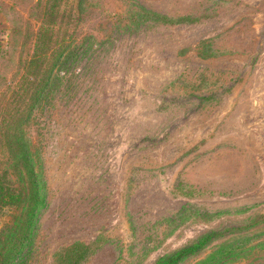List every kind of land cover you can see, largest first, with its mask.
I'll return each instance as SVG.
<instances>
[{
    "label": "rangeland",
    "instance_id": "rangeland-1",
    "mask_svg": "<svg viewBox=\"0 0 264 264\" xmlns=\"http://www.w3.org/2000/svg\"><path fill=\"white\" fill-rule=\"evenodd\" d=\"M34 174L19 264H264V0H0V251Z\"/></svg>",
    "mask_w": 264,
    "mask_h": 264
},
{
    "label": "trees",
    "instance_id": "trees-1",
    "mask_svg": "<svg viewBox=\"0 0 264 264\" xmlns=\"http://www.w3.org/2000/svg\"><path fill=\"white\" fill-rule=\"evenodd\" d=\"M60 58V55H57L56 63L58 59ZM51 71V68L48 70V72ZM49 79V77H48ZM46 79L44 80H47ZM42 90V89H41ZM40 90V92H41ZM33 178L35 181L33 182V190H32V195H30V202L28 204L29 209L27 212V221H26V226L25 230L23 232V229L21 231V234L15 239V241L12 242V244L8 247L7 251H0V264H19L18 260H20L23 255H24V249L27 246L28 242L32 239V231H33V224L35 222V216L37 213L38 207L41 205L43 202L44 198L41 193V189L39 186V183L35 177V174L33 175ZM22 199L21 193H17L12 191L10 188H5V185H0V208L2 205H6L8 203H13V202H19ZM216 233H209L197 241L184 245L181 248H178L177 250L166 254L164 256H161L159 258V261L161 264H177L182 258L200 250L203 248L206 243L214 237ZM74 245L68 246L67 249L72 248ZM225 255L220 254V258L224 257ZM214 257V255L207 257L202 261V263H206Z\"/></svg>",
    "mask_w": 264,
    "mask_h": 264
}]
</instances>
